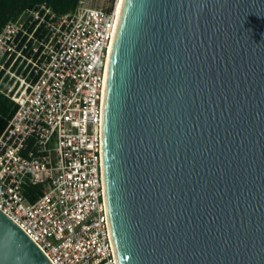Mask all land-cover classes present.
Segmentation results:
<instances>
[{
    "label": "water",
    "instance_id": "water-1",
    "mask_svg": "<svg viewBox=\"0 0 264 264\" xmlns=\"http://www.w3.org/2000/svg\"><path fill=\"white\" fill-rule=\"evenodd\" d=\"M103 100L118 264H264V0H123ZM0 264H52L0 210Z\"/></svg>",
    "mask_w": 264,
    "mask_h": 264
},
{
    "label": "built area",
    "instance_id": "built-area-1",
    "mask_svg": "<svg viewBox=\"0 0 264 264\" xmlns=\"http://www.w3.org/2000/svg\"><path fill=\"white\" fill-rule=\"evenodd\" d=\"M119 1L79 0L65 15L40 4L0 29V96L13 104L0 134V210L52 264H118L102 129Z\"/></svg>",
    "mask_w": 264,
    "mask_h": 264
},
{
    "label": "trees",
    "instance_id": "trees-1",
    "mask_svg": "<svg viewBox=\"0 0 264 264\" xmlns=\"http://www.w3.org/2000/svg\"><path fill=\"white\" fill-rule=\"evenodd\" d=\"M78 2L79 0H0V29L6 22L37 5L44 4L51 7L55 13L65 15L72 12ZM12 106L11 101L0 96V134L7 125Z\"/></svg>",
    "mask_w": 264,
    "mask_h": 264
},
{
    "label": "rangeland",
    "instance_id": "rangeland-1",
    "mask_svg": "<svg viewBox=\"0 0 264 264\" xmlns=\"http://www.w3.org/2000/svg\"><path fill=\"white\" fill-rule=\"evenodd\" d=\"M107 2V0H92V5H105V3Z\"/></svg>",
    "mask_w": 264,
    "mask_h": 264
},
{
    "label": "bare ground",
    "instance_id": "bare-ground-1",
    "mask_svg": "<svg viewBox=\"0 0 264 264\" xmlns=\"http://www.w3.org/2000/svg\"><path fill=\"white\" fill-rule=\"evenodd\" d=\"M122 2H123V0H120V1L118 2V4H117V7H116L117 16H118L119 13H120V9H121V6H122ZM113 37H114V35H113ZM112 41H113V39H112ZM111 46H112V45H111Z\"/></svg>",
    "mask_w": 264,
    "mask_h": 264
}]
</instances>
